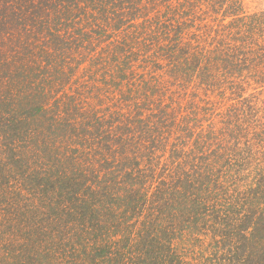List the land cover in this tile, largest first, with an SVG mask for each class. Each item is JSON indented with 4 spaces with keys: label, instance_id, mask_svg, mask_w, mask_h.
Returning a JSON list of instances; mask_svg holds the SVG:
<instances>
[{
    "label": "trees",
    "instance_id": "obj_1",
    "mask_svg": "<svg viewBox=\"0 0 264 264\" xmlns=\"http://www.w3.org/2000/svg\"><path fill=\"white\" fill-rule=\"evenodd\" d=\"M262 87L243 0H0V264H264Z\"/></svg>",
    "mask_w": 264,
    "mask_h": 264
},
{
    "label": "rangeland",
    "instance_id": "obj_2",
    "mask_svg": "<svg viewBox=\"0 0 264 264\" xmlns=\"http://www.w3.org/2000/svg\"><path fill=\"white\" fill-rule=\"evenodd\" d=\"M243 4L245 11L250 15L264 14V0H243ZM94 102L99 105H113L115 100L110 98V96H104L103 94H100L95 98Z\"/></svg>",
    "mask_w": 264,
    "mask_h": 264
}]
</instances>
